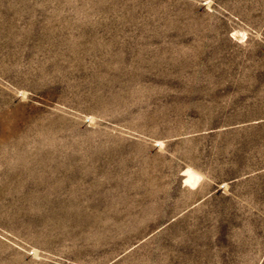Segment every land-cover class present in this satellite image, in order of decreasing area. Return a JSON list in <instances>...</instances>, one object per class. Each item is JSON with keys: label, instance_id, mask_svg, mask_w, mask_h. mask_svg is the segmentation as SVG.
<instances>
[{"label": "rangeland", "instance_id": "rangeland-1", "mask_svg": "<svg viewBox=\"0 0 264 264\" xmlns=\"http://www.w3.org/2000/svg\"><path fill=\"white\" fill-rule=\"evenodd\" d=\"M0 264H264V0H0Z\"/></svg>", "mask_w": 264, "mask_h": 264}]
</instances>
